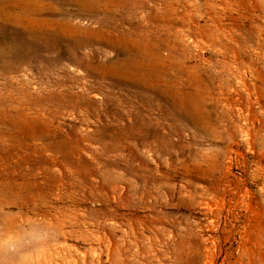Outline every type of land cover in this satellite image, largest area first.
<instances>
[{
  "label": "rangeland",
  "instance_id": "rangeland-1",
  "mask_svg": "<svg viewBox=\"0 0 264 264\" xmlns=\"http://www.w3.org/2000/svg\"><path fill=\"white\" fill-rule=\"evenodd\" d=\"M0 264H264V0H0Z\"/></svg>",
  "mask_w": 264,
  "mask_h": 264
},
{
  "label": "bare ground",
  "instance_id": "bare-ground-1",
  "mask_svg": "<svg viewBox=\"0 0 264 264\" xmlns=\"http://www.w3.org/2000/svg\"><path fill=\"white\" fill-rule=\"evenodd\" d=\"M15 5V4H14ZM21 20V19H20ZM11 23V22H10ZM31 23H41V22H39V21H35V20H31V21H29V24H31ZM52 29V28H51ZM27 34L29 35V37H32V35H33V32L32 31H27ZM12 37V36H11ZM58 38V36H57V34L56 33H52L51 35H47V36H43V39H45L46 41H50V42H55L56 41V39ZM9 39V38H8ZM2 42V41H1ZM20 43V42H19ZM18 42H17V40H16V38H13L12 39V41H11V43H10V45H8L9 47V51H8V53L9 52H13L14 54H15V56H17L16 58H17V60H21V61H27V62H30V63H32L34 60H37L36 59V57H35V55L33 54V53H31L32 51H31V48H30V46L28 45V42H27V40H24V41H22V43H20L19 44ZM49 44V43H48ZM48 44L46 45V46H48ZM50 45H52V44H50ZM75 46V45H74ZM50 48V47H49ZM42 50V49H41ZM50 50V49H49ZM40 51V50H39ZM11 55V54H10ZM13 57V56H12ZM15 58V59H16ZM37 58H38V56H37ZM40 58V57H39ZM64 59V58H63ZM12 61L13 60H11V61H9L8 62V64H7V69L8 70H12V71H14L15 69H16V67H14V62L12 63ZM52 62H50V63H48L49 65H52V64H57V61L56 60H51ZM58 61H60V60H58ZM35 63V62H34ZM71 63V62H70ZM14 64V65H13ZM83 66H85V65H83ZM101 67V66H100ZM100 67L99 66H97V69H100ZM5 69V68H4ZM6 69V70H7ZM43 70H45V68H43ZM43 70H41L40 72H42ZM91 74L92 75V72H91V70L90 69H87L86 68V74ZM89 74V75H90Z\"/></svg>",
  "mask_w": 264,
  "mask_h": 264
}]
</instances>
